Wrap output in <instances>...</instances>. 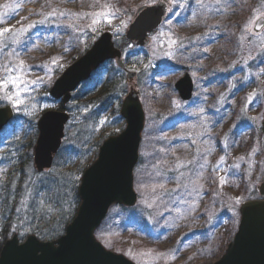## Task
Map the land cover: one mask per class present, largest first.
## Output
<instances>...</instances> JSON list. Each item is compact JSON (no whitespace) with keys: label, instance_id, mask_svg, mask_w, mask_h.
<instances>
[{"label":"rangeland","instance_id":"obj_1","mask_svg":"<svg viewBox=\"0 0 264 264\" xmlns=\"http://www.w3.org/2000/svg\"><path fill=\"white\" fill-rule=\"evenodd\" d=\"M157 1L112 0L117 8L126 9L127 14L122 11L111 24L102 20L95 25L96 31L89 27L91 21L87 17L53 18L48 29L33 40L39 44V49L21 52V58L30 67L27 79L42 82L29 85V92L23 94L27 107L13 109L4 99L0 104L14 111L11 121L0 131V179L12 178L15 184L22 180L20 191L14 194L16 208L10 212L9 207L6 210L13 218L8 215L11 227L18 230L16 234L20 239L29 235L40 238L42 232L73 218L78 206L74 193L81 171L96 155L100 137L110 132L119 134L125 128L118 114L121 99L111 100L106 111L89 128L84 148L88 158L64 164L61 173L52 166L47 173L37 174L32 165L37 120L42 113L60 106L50 98L49 89L78 59L72 61L82 52L90 34L98 37L110 33L115 43H119L127 29L115 31L121 19L129 26L139 7L152 6ZM15 2L0 0V13L8 11L10 14L5 27L19 28L37 21L41 19L37 15L39 11L49 12L51 8L71 13L99 11V5L95 9L90 7L92 0H24L23 7L15 13L11 9L2 10L4 4ZM167 2L170 13L151 38L163 28L177 39V45L169 50L165 43L160 48L152 39L147 47L127 44L123 57L130 54L133 64L125 71L119 70L122 80L127 71L137 73L145 115L139 161L133 171L137 203L130 209L112 206L95 237L105 249L123 255L134 264H144V258L137 254L149 249L154 253H175V259L165 255L152 264H213L236 232L240 204L257 199L255 189L264 176V130L261 126L264 28L255 33L254 26L248 24L253 16L264 15V0H221L219 4L216 0ZM257 9L259 11H254ZM70 23L79 30L67 27ZM38 25L36 28H40ZM246 26L250 31H245ZM165 51L172 53L171 58L164 54ZM52 57H63L58 61L63 67L52 65ZM2 62L4 57L0 53ZM163 66L167 69L162 70ZM104 68L109 70L117 66L110 61ZM185 74L193 83L189 102H182L174 89L175 83ZM9 90H12L11 85ZM250 93L256 95L249 103ZM89 100L78 96L64 107L72 116L65 129L64 142L87 113ZM253 117L256 119L252 120ZM28 153L31 156L29 164L26 162ZM221 156L224 163L220 164V170L214 171ZM239 157L245 159L241 161ZM178 163L186 167L177 168ZM235 164H239V169L233 167ZM16 166L22 169L20 175ZM221 176L229 181L223 188L219 185ZM236 198H242L239 204L235 203Z\"/></svg>","mask_w":264,"mask_h":264},{"label":"water","instance_id":"obj_2","mask_svg":"<svg viewBox=\"0 0 264 264\" xmlns=\"http://www.w3.org/2000/svg\"><path fill=\"white\" fill-rule=\"evenodd\" d=\"M167 11L165 0L139 8L127 28L125 39L135 46H148L150 34L161 25ZM262 24L264 19L254 25V32L259 33ZM113 60L120 69L124 68L112 35L102 33L53 83L49 96L66 105L72 93L88 80L91 73L106 61ZM126 83L127 93L119 111L125 129L102 142L97 157L83 172L77 189L79 205L64 235L51 242H41L30 235L22 243L17 235H13L1 248L0 264H134L123 255L105 249L94 236L111 206L132 208L137 203L133 171L139 160L145 115L135 73L126 75ZM175 89L182 100H189L193 90L189 77L185 75L180 79ZM12 118L10 107L0 108V130ZM68 122L69 114L64 111H47L38 119V136L33 148V167L38 173L52 167ZM262 126L264 128V117ZM256 192L259 199L240 205L237 231L224 254L213 264H264V176Z\"/></svg>","mask_w":264,"mask_h":264},{"label":"snow or ice","instance_id":"obj_3","mask_svg":"<svg viewBox=\"0 0 264 264\" xmlns=\"http://www.w3.org/2000/svg\"><path fill=\"white\" fill-rule=\"evenodd\" d=\"M28 2H35V0H28ZM216 2L217 4H219L221 0H216ZM23 3L24 0H16L15 3H6L2 7L4 9H11L12 12L15 13L18 9L23 7ZM97 5H99V11L94 10L87 13H71L68 11L58 10L57 8H51V5L49 4L48 7H50L51 10L49 12H44L43 10L39 11L37 15H39L41 19L37 21H33L27 25H22L19 28L0 27V53H3L4 57V62L0 63V92L3 93V95L0 96V99L7 100L11 104L13 109L19 110L22 106L27 107L24 99L22 98L23 94L29 92V85H36L38 82H42V80L27 79V76L30 74V67L26 65L25 61L21 58V51L39 49V44L35 42L29 44L27 42L31 41V35H29V33L32 29L36 28L37 24L45 25L49 23L51 19L60 17L75 16L77 19H84L87 17L90 18L91 21L89 27H91L93 31H96L97 29L95 28V25L99 24L102 20L111 24L113 19L119 18V14L122 11L125 15L127 14L126 9L122 10L120 8H117L112 3V0H104L103 3H101V0H92V4L90 5V7L95 9ZM43 7L44 6H42V8ZM254 11L259 10L257 9ZM9 18L10 14L8 12L0 13V25H4ZM11 18H14V15L11 16ZM128 19H131V17H128ZM261 19H264V15L253 16L252 18H250L248 24L254 26ZM59 26L60 25H57V27ZM127 26V21L121 19V25L120 27H117L115 31L119 33L122 28H127ZM67 27L72 28L74 31L78 30L76 26L71 23L68 24ZM261 27H264V24H262ZM245 31H250V28L246 26ZM151 39L153 43L158 45L160 48H163L164 44L166 43L169 50L172 49L173 46L177 45L178 43L177 39H173L171 33L165 32L163 28H161V30L157 32V34ZM243 39L244 37L241 36V40ZM262 39H264V37H262ZM45 42L47 43V39H45ZM7 49H10V51H6ZM67 50L68 49L66 48L65 51ZM164 54L171 58L172 53L170 51H165ZM60 59H63V57H52L50 63L52 65H57L62 68L63 65L58 64V61ZM38 67H46V65H38ZM164 69H167V66H163L162 70ZM245 79H247V77H245ZM9 85H11L12 90H9ZM255 95L256 93L249 94V103L252 101ZM173 103H175V101ZM32 107L35 108V105H33ZM251 119L255 120L256 118L253 117ZM101 123L103 124L104 121H101ZM193 143H195V141H193ZM253 151H255V149H253ZM238 159L242 161L245 158L239 157ZM189 163H191V161ZM222 163H224L223 156L220 157V161L217 163L214 171L220 170V164ZM180 167H186V165L184 163H178L177 168ZM201 167H204V165H201ZM233 167L239 169V164H235L233 165ZM228 182V178L225 176H221L219 178V185L221 188H223V186ZM201 187L203 186L201 185ZM241 199L242 198H236L235 203L239 204L241 202ZM128 254H132L131 250H129ZM137 255L144 258V264H152L155 259L165 255H171V257L175 259L174 252L169 254L154 253V251L151 249L144 252H140Z\"/></svg>","mask_w":264,"mask_h":264},{"label":"trees","instance_id":"obj_4","mask_svg":"<svg viewBox=\"0 0 264 264\" xmlns=\"http://www.w3.org/2000/svg\"><path fill=\"white\" fill-rule=\"evenodd\" d=\"M7 10V9H2ZM2 12V11H1ZM8 12V11H7ZM81 13V12H77ZM66 18V17H62ZM58 20V18L54 19ZM51 19V21H54ZM76 22V21H75ZM45 25H38L40 28H34L31 30L29 35H31V41H27L29 44L33 42L36 35L41 32L48 29V24ZM29 24V23H28ZM0 27H5L4 25H0ZM79 30V29H78ZM96 36H93L90 34V38H87L84 43V47L82 52L77 55L72 61H75L77 58H79L91 45L92 40L96 39ZM26 39V38H25ZM36 43V41H34ZM116 47L124 53L126 49L127 42H125L124 39H121V41L118 43H115ZM15 47V46H12ZM10 49H7L6 51H9ZM22 52V51H21ZM130 64H133L131 61V56L128 55L125 58V65L128 66ZM47 92V89L46 91ZM126 92V84H125V78L122 80V75L120 74V71L118 68H110L109 70H105L104 65L98 69L96 72H94L89 80L84 82L80 88L77 90L75 95L73 96V99L75 100L78 96H82V98H89L90 100L87 103V113L79 120V122L75 125L74 131H71L70 137L68 140H66L60 149L59 153L56 155L53 167L56 168V171L59 173L62 172V166L64 164H72L75 162L77 158H81L80 161L85 158H88L87 151H85V144L86 140L89 136V128L91 127V124L93 121L95 122L98 117L106 111L108 104L111 102V100H118L122 98L124 93ZM59 110H62V107H58ZM89 110V112H88ZM72 119V116H70ZM119 121H121L118 118ZM116 135V133L110 132L107 133V136L105 135L100 137V141L102 142L104 139H106L109 136ZM36 137V134L34 135ZM98 149H96V155H97ZM96 155L93 157V160L96 158ZM26 162L27 164L30 163L31 156L29 153L26 155ZM25 158V156H23ZM20 157V158H23ZM92 160V161H93ZM91 161V162H92ZM88 167V165L82 169L81 173L84 172V170ZM17 172L22 173V169L20 166L15 167ZM20 177V176H19ZM22 180H18V182L15 184L14 180L12 178L7 179L6 181H1L0 179V248L2 247L3 243L14 233H16L18 230L13 229L11 226V220L8 218V214L6 212L7 208L9 207V212L14 210L16 208V201L14 199V194L18 193L20 191V183ZM77 189L74 193V200L76 201V205H78V197H77ZM63 216V215H61ZM60 216V217H61ZM10 217V215H9ZM13 219L12 217H10ZM72 220L67 221L63 220L60 224L55 226L54 229H51L49 231H44L41 233L40 240H43L45 238L50 240L58 238L60 233L62 234L64 232V229L66 225ZM58 228H62L61 231Z\"/></svg>","mask_w":264,"mask_h":264}]
</instances>
